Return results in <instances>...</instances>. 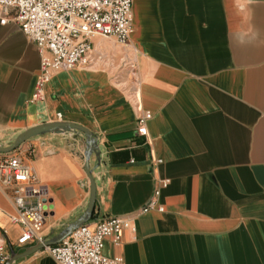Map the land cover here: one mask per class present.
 Instances as JSON below:
<instances>
[{
  "label": "crops",
  "instance_id": "crops-1",
  "mask_svg": "<svg viewBox=\"0 0 264 264\" xmlns=\"http://www.w3.org/2000/svg\"><path fill=\"white\" fill-rule=\"evenodd\" d=\"M0 6V146L54 121L88 127L100 156L92 226H131L103 254L128 264H264V0H133L128 43L93 38L88 68L56 73L32 100L37 45ZM150 111L147 134L138 132ZM85 137L46 133L11 154L44 190L45 239L86 209ZM168 180L166 186L160 181ZM0 180V238L20 250L15 189ZM160 193L164 210L144 208ZM13 264H59L38 251Z\"/></svg>",
  "mask_w": 264,
  "mask_h": 264
},
{
  "label": "built area",
  "instance_id": "built-area-1",
  "mask_svg": "<svg viewBox=\"0 0 264 264\" xmlns=\"http://www.w3.org/2000/svg\"><path fill=\"white\" fill-rule=\"evenodd\" d=\"M5 10H14V19L27 37L33 41L41 55L40 71L36 79L32 100L45 97V85L56 74L75 68H88L94 61L93 38L113 37L128 43L133 30V0H0ZM150 111H142L138 118V132L147 134L146 122ZM0 180L5 185L25 183L15 189L18 214L13 217L22 227L17 245L22 250L45 239L43 229L46 218L44 190L35 183L29 165L19 156L0 154ZM168 180L160 181L166 186ZM144 208L163 211L156 197ZM131 226L129 219L110 216L76 228L55 245L43 249L59 264H128L122 257L103 254L105 240L112 238L121 243L122 232ZM11 257L5 237L0 238V264Z\"/></svg>",
  "mask_w": 264,
  "mask_h": 264
},
{
  "label": "water",
  "instance_id": "water-1",
  "mask_svg": "<svg viewBox=\"0 0 264 264\" xmlns=\"http://www.w3.org/2000/svg\"><path fill=\"white\" fill-rule=\"evenodd\" d=\"M46 133H75L82 134L85 137L86 148L84 151V169L90 181V197L88 205L85 211L77 219L71 221L56 235L48 239H44L43 241H39L32 245L26 246L22 250L11 249V257L6 264H13L18 259L30 256L38 251L43 250L47 246L58 244L64 238L70 235L76 228L89 223L93 218L95 205L97 202V182L93 174L91 158L94 154L99 157L101 150L99 147L97 136L88 127L68 121H54L44 123L42 125L28 128L25 131L19 133L10 145L0 146V154L12 153L27 140Z\"/></svg>",
  "mask_w": 264,
  "mask_h": 264
}]
</instances>
